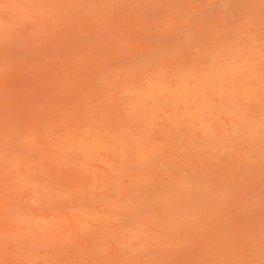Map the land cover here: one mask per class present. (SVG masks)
<instances>
[{"label": "rangeland", "instance_id": "374dc122", "mask_svg": "<svg viewBox=\"0 0 264 264\" xmlns=\"http://www.w3.org/2000/svg\"><path fill=\"white\" fill-rule=\"evenodd\" d=\"M0 264H264V0H0Z\"/></svg>", "mask_w": 264, "mask_h": 264}]
</instances>
